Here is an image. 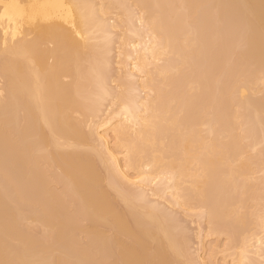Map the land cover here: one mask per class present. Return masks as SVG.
<instances>
[{
  "label": "bare ground",
  "instance_id": "obj_1",
  "mask_svg": "<svg viewBox=\"0 0 264 264\" xmlns=\"http://www.w3.org/2000/svg\"><path fill=\"white\" fill-rule=\"evenodd\" d=\"M105 1L107 0H0V77L3 74L2 79L5 76L6 80L0 87L1 93L5 91V97L0 99V177L9 191L6 200L13 204L12 207H7L6 196L2 198L6 194L2 195L1 191L0 264H98V261L100 264H218L221 259L222 264H261L264 262L261 261L264 260V234H261L264 233L261 227L264 224V211L260 212L257 208L256 216L253 217V205L248 206L252 209L247 208L252 211V216L249 214L248 217L255 220L252 227L248 220L253 218H247L249 210L245 208L246 200L249 201L253 195L255 197L259 191L254 190L256 192L252 195L249 185L252 179L251 165H256L257 160H249L250 156L244 155L247 151L244 147L264 145V97L256 101L249 97L253 93V86L264 90V0L211 1L213 13L219 12V15L215 13L219 19L214 17L217 22L223 17L226 19V15L229 16L227 21L233 22L231 24H235L236 20L241 21H237L235 26L240 27L239 30L243 27V34L238 41L243 44L239 43L244 50L236 46L241 53L236 54V49L235 59L237 61L239 57L240 63L241 59L249 60L251 69L247 67L246 70V65L242 71H237L235 67V75L228 70L224 75H230L231 78H227L229 85L225 79L227 85L222 86L225 98L220 103L227 105L225 109L222 112L218 109L220 113L217 114L213 103L214 108L206 105L203 107L206 109L202 111L200 103L198 108L201 112L197 115L185 113L191 112L189 109L192 108L195 95L198 94L200 99L203 92L202 97L206 96L204 90H200L205 84L202 85V75L194 77L193 74L190 78L191 74H185L186 80L179 77L184 81L180 86L184 85L182 87L186 89L183 100L187 99L184 102L171 93L175 88L172 90L170 85H176L178 79L171 77L172 81L169 80L170 71H179L181 74L180 70L187 69L191 65V59H195L200 51L198 49L203 39L199 41L200 37H197L198 26L197 30L190 24L188 26V23L195 17L193 14H197L194 8L202 1L179 0L176 6L169 7L168 14L163 12L165 10L162 8L165 6L160 5L158 0L138 1L141 14L137 19L141 23L139 30H143L144 34L140 35L142 31H137L138 27L134 29L130 25V29L127 25L125 30V25L121 26L126 32L128 30L130 36L124 37V33L123 37L119 36L124 39H119L121 43L117 46L118 56H122L117 62L123 76L121 86H118L120 91L118 90L117 96L112 93L115 97L110 98L109 105L115 102L118 104L116 109L104 107L107 110L102 114L101 103L110 96L105 78L107 75L104 76L105 69L110 65L107 60L105 61L108 63L101 64L104 61L100 60L105 57L97 58L92 52L97 45L99 47L102 44L101 41L104 42V49L110 48L106 46L111 43L113 30L118 27V17L115 15L117 20L111 21V16L108 15L112 11V3L119 4L114 0L112 3H109L110 0ZM167 2L164 3L166 6ZM174 3L176 2L173 1ZM150 5H155L151 12L148 9ZM119 9L118 6L117 10ZM206 16L209 19L211 15ZM130 18L127 16V20L130 21ZM122 19L119 22L124 23ZM129 21L126 24L132 23V19ZM216 21L214 20L216 24L213 27L217 26ZM233 29L235 31L237 28ZM220 31L215 28L209 33L214 32L211 34L212 38L220 37L221 33H217ZM131 35L135 36V40ZM212 38L210 40L214 41ZM228 39V45L224 41L221 46L225 48L231 45V36ZM210 47L205 49L209 59L212 55L217 56L216 50L223 48L217 46L218 49L216 47L212 53L211 49L215 46ZM101 49L104 50L103 47ZM101 49L96 48L95 51L101 54ZM219 51L222 58L224 50ZM90 52L96 58L93 55L91 58ZM225 52L230 56L228 48ZM168 54L177 56L170 61L177 58L178 63L175 61L174 66L163 64L164 66L157 67L158 57ZM216 56L211 57V60L214 58L213 61L208 59L206 63L211 66L212 62L215 63V58H220ZM97 59L100 63L96 62ZM221 62L218 59L219 65L212 64L217 67L214 72L221 70ZM194 63L197 65V61ZM84 65L87 66L83 69H89V72L81 70ZM150 66H156V71ZM211 71L209 77L212 74L215 77L216 72ZM209 73H203V77H207L206 74ZM153 74H156L158 82L155 77L153 79ZM207 79L208 87L212 82L209 83V78ZM173 80L176 82L173 83ZM136 82H139L138 85ZM80 86H86L85 89L89 92L86 93L84 87L81 88L82 92ZM90 87L92 90L88 89ZM210 87L211 90L207 89L208 93L212 92L210 95H223L222 88H217L219 91L216 89L218 92L214 93ZM140 93L143 95L140 96ZM222 97L219 95L217 100ZM175 98L180 100L177 101L178 104H175ZM184 111L186 112L183 113ZM205 117L207 119L204 121ZM237 121H240L241 130H238ZM253 126L258 129L259 135ZM249 127L256 135L253 133L250 136L252 129L250 131ZM242 134L248 135L250 140L242 137ZM243 141L246 144H242ZM257 149L256 147V151ZM256 154L258 155L257 152ZM43 160L45 164L42 163ZM259 160L261 163L264 159ZM249 161L254 164L250 165ZM44 166L54 168L55 171L58 169L59 173L56 175L61 178L55 179H60V182L65 180L67 192L63 188L62 193L66 194L62 195L50 186V176L45 175ZM258 166L260 169V165ZM254 171L255 169L252 172ZM49 172L48 170V174ZM259 186L256 185L260 189ZM248 190L251 191L248 195H252L249 198L245 195ZM217 191L223 192V197L226 195L224 198L221 196L222 204L220 199L217 201L213 196ZM67 194H71L67 200L74 197L76 203L72 206L76 207L78 203L79 211L85 215L83 220H88L87 224H77L81 219L74 222L70 214V217L68 213L65 214L63 208ZM259 195L256 194L260 199L262 196ZM147 199L152 202L151 205ZM145 204L149 205L146 207ZM156 204L166 205L167 209L182 208L188 214L195 212L196 216H202L206 212L211 226L210 228L208 224L207 228L218 237L224 234L226 242L222 245L212 244L210 254L208 253L209 263L199 253H196V259H193L194 256L188 259L190 254L187 255L185 248L183 250V242L180 243L183 237L180 240L179 237L176 238L177 226L171 225L174 224L169 222L171 219L168 224L166 220L170 218L169 215L165 217L166 220L161 218L166 212L163 215L159 209L162 205L157 209ZM32 206L36 211L27 213L22 209ZM216 206L219 208L216 209ZM22 221H29L31 226L40 225L51 235L44 234L48 237L44 236L42 241H36L39 234L35 240L32 231L28 234L27 231L24 233L20 230L19 223L22 224ZM227 224L229 228L224 231L222 227ZM80 233L86 236L85 243H81ZM41 253H46L47 256H42ZM217 254L221 255V259H217Z\"/></svg>",
  "mask_w": 264,
  "mask_h": 264
},
{
  "label": "rangeland",
  "instance_id": "obj_2",
  "mask_svg": "<svg viewBox=\"0 0 264 264\" xmlns=\"http://www.w3.org/2000/svg\"><path fill=\"white\" fill-rule=\"evenodd\" d=\"M108 1V0H107ZM107 1H105V3L107 2ZM111 1V0H110ZM109 1V3H112L113 2V0L110 2ZM115 2H118L119 4H117L116 3V5H115V3L113 2L112 3V5H113V8L111 7V12H110V14L108 15V16H111L110 18H111V21H114L115 19H116V16L118 17L116 20V22H117V24H118V27H116L114 30H113V34H112V38L110 37V39L111 40H113V41H111L110 40V42L111 43H109V44H107V46L106 47H109L110 46V48H108V49H104V46H103V43L104 42H102L101 41V43L102 44H100V46L98 47V45H97V49L98 50H100L102 47H103V49L104 50H102L101 49V54L99 53V51H95V49L93 50V54L94 55H96L97 56V58H99L100 57V59H103V57H105V58H107V59H103V60H100V62L101 61H104V62H102L101 64H104L105 62H107L108 63V65H110V66H108L105 70L106 71H104V76H105V74L107 75L105 78H106V84H107V87H108V90H109V92H110V96H109V98L107 97V100H104L102 103H101V105H103V107H101L102 109H101V111H102V114H104L103 113V111L104 112H106L105 110H107V109H105L106 107H111L110 109H116L115 107H116V105L118 104V102H117V104H116V102H115V104H112L111 106L109 105L110 104V102H111V100H110V98L112 97V96H114V94H116L115 96H117V93L120 91V87L118 88V86L120 85L121 86V79H122V76H123V72L119 69V65H118V60L119 59H121L122 58V56H118V45H120V43H121V39H124V38H122L123 36H122V34L124 33V37H125V35H129V32H128V30H127V32L125 31L126 29H125V27H127V25L130 27V29H131V26L130 25H132V27L134 28V27H138V29H136L137 31L139 30V28H140V25H141V23H140V20L139 19H137V17L138 16H140V14H141V7L139 6V3H138V1L139 0H137V2H136V0H119V1H117V0H114ZM131 1V2H130ZM142 1V0H141ZM147 1V0H146ZM151 1V0H150ZM168 0H165L164 2H163V0L160 2L159 0H158V2H159V4L161 5V4H163V6H165V7H167V9H165V7L164 8H162V10H165V11H163V12H165L166 14H168V13H170V10H168L169 9V7H172V6H176V4L179 2V0H169V2H167ZM173 1L174 2H176V3H174L173 4ZM199 1H202V2H199ZM198 2H199V6L197 5L196 6V8H194V9H196L197 11H195L197 14H193V12H192V14H193V16H195V17H192L193 19H190L191 21L188 23V26H189V24L191 25V26H193L195 29H197L198 30V32L200 33V31L202 30V33H200V36L197 34V37H200L199 38V41L200 40H202L203 39V41L202 42H200V46H199V48L200 49H198V50H200V51H198V55L195 57V59L197 58V60H195V59H191V61L193 62V60H194V62H196L197 61V65H196V63H192L191 61L189 62L190 64H188V65H190L187 69H185L184 68V70L182 69V70H180V73L182 72L184 75H182V73L181 74H179V71H176V72H178V73H176L175 72V70H174V72L173 71H170L171 73V75H170V79H171V77H172V79L175 77V79L177 80V82H176V85L174 86L173 84H171L170 86H171V88H172V90L175 88L176 89V87H177V89L175 90L174 89V91L173 92H171L172 94H176L175 95V97H177L178 99H181V101L184 99V97H186V89H184L183 87H185L184 85H181L180 86V84H181V82L185 79L184 78V76L186 77V75L188 76L189 74H191L192 76H190L189 75V77L190 78H192L193 77V74H194V77H199V76H201V81H203L202 82V85L204 86L202 89H200L201 91H203L204 90V95L206 94V98L205 97H202L203 96V92H202V95L200 94V99L202 100V102H201V100L198 98V94H197V96L195 95L194 97V101H193V104L191 105V107L193 108H191V109H189L190 111H188V112H190V113H185L186 111H184L183 113H185V114H198V113H200L201 111H199L200 109L203 111L204 109H206V108H203V107H205L206 105H208V106H213V108H214V105H215V113H217V114H219L220 113V111L219 110H221V112L223 111V109H225L224 107L225 106H227V105H224V104H220L221 102H224V98H225V93L223 92L224 91V89H223V87L225 86V85H229V78H231V77H229L228 76V74H229V72L230 73H232L233 75H235L234 74V72L236 71V69H235V67H237V71H238V69H241V71L243 70V68L245 67V68H249L250 67V69H251V64H250V61L249 60H246L245 59V61H244V59H241L242 60V62L240 63L239 62V60H240V58L238 57L237 58V61H236V59H235V57H236V55H235V51H236V49H238V48H236V46L238 47L239 46V48L240 49H242V50H244L242 47L243 46H241V45H243V44H241V42L240 41H238V40H240V37L242 36V34H243V27H241V29L239 30V28H238V26L236 27L235 25H237L236 24V22L237 21H239V22H241L240 20H236V21H234V23L235 24H231V23H233V22H230V20H228L227 21V19L229 18V16L228 15H226V19H225V17H223L224 19H222V18H220V19H222V20H224L223 22H222V20H220V22L218 21H216V19H219V18H217V17H219V16H217L215 13H217V11L216 12H214L213 13V10L212 9H214V8H212V0H210V2H209V0H199ZM129 2V3H128ZM136 2V4H134ZM167 2V6L164 4V3H166ZM170 3V4H169ZM111 5V6H112ZM123 5V6H122ZM153 5V4H152ZM152 5H150L151 7H149L148 9L150 10V12H151V10H153V9H151L152 7H154V6H152ZM171 5V6H170ZM209 5L211 6V7H209ZM116 6V7H115ZM118 6H119V11L117 10L118 9ZM121 6V7H120ZM122 7H126L125 9H126V11H125V9L124 8H122ZM139 7V8H138ZM155 8V7H154ZM209 8V9H208ZM211 8V9H210ZM134 9V10H133ZM179 9H181V7L179 8ZM178 9V10H179ZM183 9V8H182ZM193 9V10H194ZM209 11V12H207V10ZM117 10V11H116ZM123 10V13H125V14H123V13H121V11ZM167 10H168V13H167ZM184 11L185 10H187V9H183ZM182 10V11H183ZM229 10L231 11V8H229ZM115 11V12H114ZM130 11V12H129ZM136 11V12H135ZM138 11V12H137ZM184 11H183V13H184ZM114 12V13H113ZM133 12V13H132ZM180 12V11H179ZM187 12V11H186ZM113 13V14H112ZM119 13H121V14H119ZM140 13V14H139ZM181 13V12H180ZM226 13V12H225ZM224 13V14H225ZM228 13H231L232 14V12H228ZM206 14H210L211 16H209V19H208V17L206 16ZM218 15H219V12L217 13ZM223 14V15H224ZM227 14V13H226ZM116 15V16H115ZM121 15V17L122 18H124V19H122L121 17H119ZM130 15H131V18H130ZM204 15H205V17H204ZM223 15H221V17L223 16ZM127 16H128V18H130V21H131V19H132V23L134 24V26H133V24L129 21V20H127ZM135 16V17H134ZM227 16H228V18H227ZM232 17H233V15H231ZM115 17V18H114ZM211 17H213V19L211 18ZM214 17L216 18V19H214ZM136 18V19H135ZM139 18V17H138ZM195 18V19H194ZM231 18V17H230ZM114 19V20H113ZM119 19H122L123 21L122 22H124V23H121V22H119L120 20ZM206 19V20H205ZM234 19V18H233ZM127 20V21H126ZM138 20H139V22H138ZM194 20H196L195 22H194ZM214 20L218 23L217 24V26H214L213 27V24H214ZM130 22V23H128V24H126L127 22ZM194 23H193V22ZM209 21V22H208ZM137 22H138V24H137ZM193 24H192V23ZM198 22V23H197ZM227 22V23H226ZM239 22H238V25H239ZM136 23V24H135ZM179 23V22H178ZM210 23H212V24H210ZM220 23H222V25H219ZM216 24V23H215ZM214 24V25H215ZM227 24V25H226ZM229 24H231V26L229 25ZM125 25V26H124ZM139 25V26H138ZM196 25V26H195ZM209 25V26H208ZM212 25V26H211ZM218 25H219V28H218ZM235 27H234V26ZM121 26H124V29H122L123 27H121ZM186 26V25H185ZM190 26V27H191ZM198 26V27H197ZM205 26V27H204ZM225 26V27H224ZM239 26H241V24L239 25ZM197 27V28H196ZM201 27L203 28V29H201ZM237 28V29H235V31H234V29L233 28ZM118 28V29H117ZM186 28V27H185ZM205 28V29H204ZM218 29V31L219 30H221L220 32H217V33H221V36L220 37H211L212 35H213V33L214 32H212L211 34L209 33L210 32V30L212 31L213 29ZM229 28V29H228ZM122 29V30H121ZM129 29V28H128ZM135 29V28H134ZM141 29V28H140ZM190 29H193L192 27L190 28ZM201 29V30H200ZM210 29V30H209ZM222 29H224V30H222ZM233 29V30H232ZM194 30V29H193ZM196 30V31H197ZM204 30V31H203ZM231 30V31H230ZM238 30L239 31H241V32H238ZM126 33H128V34H125V32ZM139 31H142V32H140V35H141V33L142 34H144V31L143 30H139ZM225 33H224V32ZM228 31H230V32H228ZM233 31V32H232ZM122 32V33H121ZM229 33L230 34V36H231V39H230V41H229V43H231L232 42V40H233V42L231 43V45L229 44V46L228 47H223V46H221V44L224 42L225 44H226V42H227V40L226 39H228V38H230V36H229V34L227 35V34ZM225 34V35H224ZM233 34V35H232ZM240 34V35H239ZM206 35V36H205ZM210 35V36H209ZM216 35H218V34H216ZM236 35H237V37H236ZM119 36H122L121 38H119ZM130 36V35H129ZM132 36V35H131ZM146 36V35H145ZM225 36V37H224ZM227 36V37H226ZM229 36V37H228ZM235 36V37H234ZM135 36H132V38H134ZM144 37V36H143ZM205 37V38H204ZM233 37V38H232ZM127 39H128V36L126 37ZM125 38V39H126ZM132 38H130L131 40H132ZM137 38V37H136ZM145 38V37H144ZM214 39V41L213 40H210V39ZM217 38V39H216ZM219 38V39H218ZM236 38V39H235ZM120 39V40H119ZM129 39V40H130ZM146 39V38H145ZM205 39V40H204ZM216 39V40H215ZM133 40H135V38L133 39ZM207 40H209V41H207ZM221 40V41H220ZM229 40V39H228ZM206 41H207V44H209L208 46L206 45ZM100 43V42H99ZM205 43V44H204ZM210 43H213V45L215 46V48H212L211 49V47H214L213 45H210ZM216 43H218V44H216ZM235 43V44H234ZM241 45H240V44ZM202 44V45H201ZM224 44V45H225ZM232 44H234V46H232ZM102 45V46H101ZM220 48V47H223V48H220V49H218V47ZM223 45V44H222ZM227 45H228V42H227ZM227 45H225V46H227ZM209 46H211L210 47V49H211V52H212V50L214 51L215 49H216V47H217V49L218 50H216L218 53H216L217 54V56L216 55H212V54H210V56L211 57H213V56H216L217 58H218V56L220 57V58H218L219 59V62H221V65H222V63H224L225 61V63L222 65V67H221V65L219 66L220 68H221V70H219L218 72H216V76L215 77H213V74H212V77H209V76H211V74L209 73L212 69V67H215V66H213L212 64H214V65H216L217 63H218V59H216L215 58V63H211V66H209L206 62L208 61V59H209V56L207 55L208 54V51L206 52V50L205 49H207V48H209ZM231 46V47H230ZM241 46V47H240ZM101 47V48H100ZM105 47V48H106ZM202 48V49H201ZM226 48H228V50H230V56H228V54L225 52L226 51ZM229 48H231V49H229ZM210 49H209V52H210ZM107 50V51H106ZM219 50H224L223 52H224V54L225 55H222V58H221V54H219V52H221V51H219ZM102 51H103V53H102ZM201 51H205V52H201ZM215 51V52H216ZM241 51V50H240ZM106 52V53H105ZM229 52V51H228ZM239 53V49L236 51V54H238ZM108 53H110L109 55H108ZM205 53V54H204ZM213 53V52H212ZM241 53V52H240ZM239 53V54H240ZM92 54V55H93ZM104 54V55H103ZM105 54H107V55H105ZM223 54V53H222ZM238 54V55H239ZM90 55H91V52H90ZM90 55H88V56H90ZM92 55H91V58H93V57H95L94 55H93V57H92ZM203 55H204V57H203ZM174 54H168V56H166V55H161V57H158V59L159 60H157V67H161V66H164V65H168V64H171V65H173L174 63H175V61L178 63V61H177V58H175V60H172V61H170L171 59H173L174 58ZM199 56H201L200 58H198ZM207 56H208V59H207ZM175 57H177V56H175ZM211 57H210V61H213L214 60V58H213V60H211ZM229 57V58H228ZM96 58V57H95ZM110 58V59H109ZM204 58V59H203ZM227 58H228V60H227ZM109 59V60H108ZM201 59V60H200ZM222 59V60H221ZM226 59V60H225ZM229 59H230V61H229ZM239 59V60H238ZM105 60H107V61H105ZM223 60H224V62H223ZM93 61V60H92ZM91 61V62H92ZM96 61V60H95ZM170 61V62H169ZM203 63H202V62ZM205 61V62H204ZM210 61H209V64H210ZM248 61V62H247ZM97 63H100L99 62V59H97V61H96ZM174 62V63H173ZM237 62V63H236ZM239 62V63H238ZM202 63V64H201ZM204 63L206 64L205 66H204ZM226 63H228V64H226ZM0 64H1V62H0ZM164 64V65H163ZM220 63H218L217 65H219ZM88 66H89V64H87ZM87 65H84V67L82 66L81 68V70L83 71V72H89V69H87V70H85V69H83V68H86V66ZM160 65V66H159ZM175 65V64H174ZM173 65V66H174ZM209 66V69H207L208 68V66ZM153 66V65H152ZM152 66H150V68L152 67ZM194 68V69H191L192 67ZM197 66H198V68H197ZM90 67H92L91 66V64H90ZM218 67V68H219ZM228 67V68H227ZM232 67L233 69H235L234 71H233V69H230V68ZM87 68H89V67H87ZM108 68H109V70H108ZM155 68H156V66H155ZM154 67H152V69H154L155 71H156V69H155ZM195 68L197 69L196 71L198 72H196L195 71ZM248 68L246 69V70H248ZM199 69V70H198ZM108 70V71H107ZM151 70V69H150ZM186 70H188V71H186ZM193 70H194V72H196V76H195V73L193 72ZM202 70H204V72L202 71ZM205 70H206V72H205ZM214 70H217V67H215V69L213 68V71H211V72H213V73H215L214 72ZM225 70V71H224ZM228 70H230L229 72H228V74H227V76L229 77H226V75H224V74H226L227 73V71ZM90 71H92V69H90ZM155 71H153V72H155ZM186 71V72H185ZM190 71V73H188ZM200 71V72H199ZM208 71V72H207ZM240 71V70H239ZM151 72H152V70H151ZM173 72V73H172ZM201 73V74H200ZM203 73L205 74V73H209V74H206L207 75V77L209 78V83H211L213 86H211V84H209L211 87H212V90H213V92L215 93V92H218L219 90L218 89H220V88H222V94L223 95H221V94H216V95H210L212 92L210 91V93H208L209 92V90H211V89H209V85H208V87H207V85H206V81L208 80L207 79V77H203L204 75H203ZM220 73H222V74H220ZM236 73V72H235ZM186 74V75H185ZM219 74V75H218ZM232 74H231V76H232ZM174 75H178V76H174ZM182 75V76H181ZM221 76H222V78H221ZM2 77H3V74L1 75V77H0V81H1V79H2ZM107 77H108V79H107ZM157 77L156 76V74H153V79H155V78ZM177 77V78H176ZM179 77H182V79L181 78H179ZM203 77V78H202ZM224 77V78H223ZM4 78H5V76H4ZM2 79V81L0 82V87H2L3 86V83L6 81L5 79ZM187 78V77H186ZM189 78V79H190ZM205 78V79H204ZM213 80H212V79ZM215 78H216V81H215ZM221 78V79H220ZM228 78V79H227ZM233 78V77H232ZM158 78H156L155 79V81L157 80ZM172 79L171 80H169V81H172ZM174 79V80H175ZM180 79H181V81H180ZM203 79V80H202ZM207 79V80H206ZM225 79H226V82H227V80H228V82H227V84H226V82H225ZM4 80V81H3ZM83 80V79H82ZM86 80V79H85ZM84 80V81H85ZM174 80H173V83H175L174 82ZM186 80V79H185ZM188 80V79H187ZM210 80H212V81H210ZM84 81H81L82 83L84 82ZM159 80H157V82H158ZM180 81V82H179ZM200 81V82H201ZM230 81H231V79H230ZM80 82V83H81ZM184 82V81H183ZM186 82V81H185ZM215 82V83H214ZM81 83V84H82ZM86 83H88V82H85V84ZM119 83V84H118ZM138 83L139 82H136V84L138 85ZM1 84H2V86H1ZM5 84V83H4ZM208 84V83H207ZM201 85V86H202ZM216 85V86H215ZM221 85V86H220ZM224 85V86H223ZM88 86V85H87ZM110 86V87H109ZM117 86V87H116ZM183 86V87H182ZM200 86V87H201ZM206 86V87H205ZM223 86V87H222ZM84 86H80V90H81V88H83ZM86 87V86H85ZM85 87L83 88V90H86L85 89ZM210 87V88H211ZM215 87V88H214ZM109 88H113V89H109ZM218 88V89H217ZM252 89L254 88V90H253V93H250L249 95V97H250V99L252 100V101H256L257 99H260V98H262V97H264V90H262V89H257V87L255 86H253V87H251ZM88 89H91L92 90V88L90 87V88H88ZM207 89H209V90H207ZM216 89L218 90V91H216ZM83 90H81L82 92H83ZM90 90V91H91ZM119 90V91H118ZM260 90V91H259ZM113 91V92H112ZM255 91V92H254ZM80 92V91H79ZM85 92V91H84ZM89 92V91H88ZM87 92V90H86V93H88ZM176 92V93H175ZM112 93H114L113 95H112ZM143 93V92H142ZM142 93H140V96H142L143 94ZM178 93V94H177ZM181 93V94H180ZM142 94V95H141ZM181 96H180V95ZM182 94H184L183 96H182ZM5 95V91H3V93H1L0 92V99L2 100L3 99V97H5L4 96ZM83 95V94H82ZM219 95H220V97H222V98H220V100H217V98L219 97ZM114 96V97H115ZM182 97V98H180V97ZM216 96V99H214V97ZM189 97V96H188ZM208 97H210V98H208ZM255 97V98H254ZM177 98H175L176 100H175V104L177 103L178 104V102L180 101H178L177 100ZM202 98H204V99H202ZM212 98H213V100H212ZM109 99V100H108ZM187 98H185V100H186ZM206 99V100H205ZM208 99H209V101H208ZM222 99V100H221ZM227 99V98H226ZM185 100H183L182 102H184ZM203 100H205V101H203ZM218 101V102H215V101ZM106 101V102H105ZM178 101V102H177ZM192 101V100H191ZM220 101V102H219ZM182 102H181V104L180 105H182ZM209 102V103H208ZM199 103V104H198ZM200 103L202 104L201 106H199L200 105ZM213 103H214V105H213ZM216 103V104H215ZM198 104V105H197ZM209 104H212V105H209ZM219 105V107L221 108L222 106H223V108H218V105ZM179 105V106H180ZM176 106V105H175ZM194 106H196V107H194ZM198 106H199V108H198ZM207 106V107H208ZM105 107V108H104ZM196 108V109H195ZM203 108V109H202ZM219 109V110H218ZM227 109V108H226ZM216 114V115H217ZM76 115V114H75ZM78 115V114H77ZM76 115V116H77ZM106 115V114H105ZM81 115H79V118H81L80 117ZM199 116V115H198ZM249 116V115H248ZM206 120L207 119V117H205V118H203V120ZM204 120V121H205ZM240 122V121H239ZM238 121H237V125H238V130H241V129H239V127H240V123H239ZM243 122V121H242ZM242 124V123H241ZM237 125H235L236 126V130H237ZM253 125V124H252ZM249 126H250V124H249ZM254 127V126H253ZM250 128V131H251V127H249ZM254 129H256L255 127H254ZM235 130V131H236ZM257 133L256 134H258L259 135V133H258V129H256L255 130ZM253 129H252V131H251V133L252 134H250V132H249V134H250V136H252V135H254L255 132ZM236 132H238V133H240V131H236ZM248 132H246V134H248ZM254 133V134H253ZM244 135V134H242V137L244 136V137H248V135ZM255 134V135H256ZM257 137V136H256ZM249 138V137H248ZM252 138V137H251ZM245 139V138H244ZM253 139V138H252ZM251 139V141H253ZM249 140H250V138H249ZM111 142H113V141H111ZM245 142V143H244ZM247 142H249V141H247ZM249 143H251V142H249ZM242 144H246V141H243V143ZM250 145V144H249ZM245 146V145H244ZM243 146V147H244ZM262 146H264V145H262L261 144V146H256L258 149H257V151H256V147H251V146H248L247 147V145L244 147V149H245V151H244V149H242L244 152H245V154L244 155H248V156H250V157H248V156H245V157H248V159L250 160L251 159V161L252 162H255L256 160H257V163L255 162V164L256 165H251V164H254V163H252L251 161H249L250 162V165H251V167L253 168V169H255V171H254V173L252 172L253 171V169H252V171H251V175L252 174H254V175H250V178L252 177V179L255 181H252V179L250 180V182H249V185H250V187H251V189L250 188H248V189H250L251 191H252V195H253V193H255L254 192V190H259L258 192H256V194L257 195H259V196H262V197H260V199L256 196V194H255V197H253L251 194L250 195H248L249 193H251V191L250 190H248V193L247 194H245V195H247L246 197H250V196H252L253 198H254V200H253V198L252 197H250L249 199V201H248V199L246 200V202H245V205L247 204V206L245 207L246 209L247 208H250V207H252V205H253V212L254 213H252L253 214V217H254V215L256 216V214H255V211H256V209L258 210V211H264V210H262V209H264V193H262V191H264V186H262V185H264V183H262V182H264V172H262V171H264V168H262V167H264V160H262V159H264V155H261L259 152H261L262 154H264V150H262V149H264V147H262ZM247 148V149H246ZM248 149L250 150L249 152H248ZM251 149H254V150H252V151H255V153H253L252 151H251ZM261 149V150H260ZM256 152L258 153V155H259V158H258V155L256 154ZM261 155V156H260ZM254 156H256V157H254ZM260 157H262V158H260ZM253 158V159H252ZM256 158V159H255ZM258 158V159H257ZM259 159H261L262 160V164L261 163H259L260 162V160ZM259 160V161H258ZM44 162V160L42 161V163ZM48 163V162H47ZM259 163V164H258ZM43 164H45V163H43ZM42 164V165H43ZM260 165V169L262 170V171H260V169H259V166L258 165ZM256 166V167H255ZM258 166V167H257ZM44 169V171H45V175L47 174V176H50L49 178V180H50V182H51V185L50 186H52V187H54L53 189H55L57 192H59V193H61L62 195L63 194H66V193H62V190H63V188H64V190L66 191V188H65V180L64 179H62L61 180V182H60V179H57V181H56V179L55 178H61V177H59V175H56L57 173H59V172H57L58 171V169H56L57 171H55V169H54V172H52L53 171V169H48V167L47 166H44L43 167ZM45 168L46 169H48L50 172H49V174H48V170H45ZM259 169V171L258 172H256L257 171V169ZM51 172L53 173V174H51ZM51 174V175H50ZM262 174V175H261ZM53 175V176H52ZM257 176H258V179H257ZM254 177H256V179L254 178ZM259 177H262V178H259ZM53 180H52V179ZM260 179H261V181H260ZM0 183H1V185H0V192L2 193V195H4V194H6V195H4L2 198L4 199L5 198V196H6V198H5V200L7 199V194L9 193V191H7V186H4V182L2 181L3 179H2V177H0ZM55 180V181H54ZM258 180V181H257ZM52 181H54V182H52ZM252 181V182H251ZM257 181V182H256ZM2 182H3V185H2ZM55 183H56V185H55ZM57 183H58V185H57ZM258 183H259V185H260V183H262V185H258ZM253 187H252V186ZM256 185L257 186H259L260 187V189L259 188H257L256 187ZM2 186H3V188H4V190H3V188H2ZM255 186V187H254ZM59 187V189H57V188ZM62 187V188H61ZM61 188V189H60ZM256 188V189H255ZM2 189V190H1ZM222 191V190H221ZM6 192V193H5ZM64 192V191H63ZM67 192V191H66ZM1 193H0V195H1ZM219 193L220 192H216V193H213V196H214V198L216 197L217 198V201H219V199H220V202H221V204H222V202H223V198L226 196H222V193H220V195H219ZM225 193H226V191H225ZM224 193V194H225ZM215 194V195H214ZM223 194V195H224ZM227 194V193H226ZM71 194H67V195H65V197H67L66 198V200L69 198V196H70ZM223 198H222V197ZM257 197V198H256ZM71 198V197H70ZM74 197H72L71 199H73ZM213 198V200H215ZM222 198V199H221ZM70 199V200H71ZM149 200H150V198H148ZM146 200V201H149V200ZM257 199H259V201H261V202H259ZM67 200L66 202L68 203V205H66V202H65V205H64V210H65V214L66 213H68L67 215L69 216V214H70V216H71V219L72 220H74V222H76V219L78 220H80L79 222H77V224L79 223V224H81L80 222H82L83 223V225L84 224H87L88 222V220H87V218H86V220H83V219H85V215L84 214H81V212L79 211V208H78V203H77V205H76V207H74V206H72V205H75L74 203H76V200L75 199H73V200ZM251 200H252V202H251ZM74 201V202H73ZM145 201V202H146ZM151 201H153L152 199H151ZM217 201L215 200V202L217 203ZM248 201V202H247ZM256 201H257V204H256ZM8 202H9V204H8ZM7 202V200H6V205H7V207H8V205H11V207H12V205L13 204H10V203H12V202H10V201H8ZM144 202V203H145ZM154 202V201H153ZM144 203H142V205L144 204ZM147 203V202H146ZM149 204L150 203H152V202H148ZM252 203V204H251ZM255 203V204H254ZM149 204H147V206L149 205ZM221 204L219 205V206H221ZM261 204V206H259ZM70 205V206H69ZM151 205V204H150ZM162 205V207L161 208H159L160 206ZM161 205H158L157 206V204H156V206L155 207H157V209L159 208L162 212V214L164 215V212H166V215L165 216H161V218H164L165 220H166V216H168V217H170V218H168L166 221L168 222V220L169 219H171L169 222L170 223H174V224H171L172 226L173 225H175V227L177 228V233L175 234V235H178L176 238H178L179 237V240L181 239V241H180V243L182 244V242H183V245H184V247H183V250H184V248H185V252L187 253V255H189V256H187L188 257V259L190 258V256H191V259H192V257H193V259H196V253L198 254H201V256L203 257V259H204V261H208L207 263H209V260H210V257H209V252H210V249L209 248H211V246H212V244H215L216 245V243H218V245L220 244V245H222V243H225L226 242V239H225V235L224 234H220V236L218 237L217 235H215V233H213L212 231H210L211 229V226H210V224L208 223V218H207V214H206V212H205V214H203L202 216H196L197 214L195 213V212H190L189 214H188V212L186 213V212H184L183 211V209L182 208H178V209H171V208H168L167 209V206L166 205H163V204H161ZM217 205V204H216ZM250 205V207H248ZM254 205H257V207L255 206L254 207ZM144 206H146V204L144 205ZM146 206V207H147ZM164 206V207H163ZM166 206V207H165ZM69 207V208H68ZM72 207H73V209H72ZM33 208V209H32ZM68 208V209H67ZM75 208V209H74ZM163 208V209H162ZM176 208V207H175ZM216 209H218L219 207L218 206H216L215 207ZM261 210H260V209ZM22 209H25V211H27V213H29V212H34V211H36L35 209L36 208H34V206H32V207H27V208H22ZM170 209V210H169ZM246 209H245V212H246ZM66 210H69V211H67L66 212ZM72 210V211H71ZM167 210V211H166ZM249 209H247V211H248ZM250 210H252L251 208H250ZM248 211L247 213H246V215H247V218L248 219H252L251 217L249 218L248 216H249V214H250V216H252L251 215V212L252 211ZM78 213V214H75L76 212ZM183 211V212H182ZM70 212V213H69ZM79 212H80V214H79ZM168 212H170V213H168ZM250 212V213H249ZM257 212V211H256ZM160 213V215H162ZM191 213H193V214H191ZM196 214V215H195ZM75 215V216H74ZM77 215V216H76ZM78 215H79V217H78ZM69 216V217H70ZM201 217V218H200ZM203 217V218H202ZM75 218V219H74ZM173 218V219H172ZM247 219V220H248ZM86 223H85V222ZM220 221H221V223H222V226H223V222H222V220L220 219ZM220 221H218L219 223H220ZM248 221H251V226H252V223L255 221L254 220V218H253V220H248ZM23 222V221H22ZM26 222H28V223H25V221L22 223L23 224V226H22V224L21 223H19L21 226H19L20 227V230H23V232L25 233V231H27V233L29 234V233H31V231L33 232L32 233V236L35 238V240L36 241H42L41 239H42V237H44L45 235H48V236H50L51 235V233H49V234H47L49 231H46L45 232V230H43L42 229V227L40 226V225H35V224H33L32 226H31V224L29 223V221H26ZM168 222V224H170ZM217 222V223H218ZM250 223V222H249ZM209 224V227L210 228H207L208 225ZM224 224H226V223H224ZM254 224V223H253ZM35 225V226H34ZM171 225H169V226H171ZM218 225V224H217ZM229 224H227V226H228ZM28 226V227H27ZM31 226V227H30ZM40 226V227H39ZM171 226V227H172ZM220 226V225H219ZM222 227V229H224V231H225V228L227 229V228H229V226L228 227ZM254 226V225H253ZM252 226V227H253ZM36 227V228H35ZM37 227H39V228H37ZM221 227V226H220ZM232 227V226H231ZM231 227H230V229H231ZM261 227H262V229H264V224H262L261 225ZM36 230H34V229ZM41 228V229H40ZM213 228V227H212ZM25 229H27V230H25ZM32 229V230H31ZM179 229H180V233H179ZM208 229V230H207ZM38 230V231H37ZM42 230H43V234H42ZM176 229L174 228V231H175ZM29 231V232H28ZM172 231H173V229H172ZM209 231V232H208ZM223 231V232H224ZM175 233V232H174ZM211 233V234H210ZM39 234V235H38ZM41 234V235H40ZM45 234V235H44ZM81 235H82V233H80ZM217 234V233H216ZM261 234H264V233H261ZM260 234V235H261ZM35 235V236H34ZM38 235V236H37ZM222 235V236H221ZM224 235V236H223ZM29 236H31V234L29 235ZM31 236V238L32 239H34L33 237ZM36 236H37V238H36ZM48 236H45V237H48ZM78 237H79V234L77 235ZM82 236H85V235H82ZM79 237V238H81L80 239V241L82 240V242L81 243H83L84 242V240H85V242H86V240H87V238H86V236L85 237ZM262 236V235H261ZM83 238V239H82ZM85 238V239H84ZM43 239H45V238H43ZM45 240H48V239H45ZM188 241V242H187ZM203 241V242H202ZM219 241V242H218ZM43 242H45V241H43ZM47 242H49V241H47ZM84 242V243H85ZM38 243V242H37ZM41 245H42V242H39ZM40 244H38V246H40ZM44 244H46V243H44ZM186 244H187V247H186ZM201 246V247H200ZM190 247V248H189ZM204 249V250H203ZM189 250V251H188ZM198 251V252H197ZM194 252V253H193ZM203 252V253H202ZM186 253H185V255H186ZM209 253V254H208ZM193 254H195V255H193ZM41 255L43 256V255H46V253H41ZM47 256V255H46ZM98 256V255H97ZM97 256H96V259H97ZM100 256V255H99ZM221 255H219V254H217V259L219 258V259H221V257H220ZM45 257V256H44ZM258 260V259H257ZM261 261H264V260H261ZM260 261V262H261ZM94 262H96V260L94 261ZM93 262V263H94ZM100 261H98V264H100L99 263ZM217 262V261H216ZM222 262H223V260L221 259V260H219V263L218 264H222ZM197 263H198V261H197ZM95 264V263H94ZM224 264V263H223ZM261 264H264V262H262Z\"/></svg>",
  "mask_w": 264,
  "mask_h": 264
}]
</instances>
